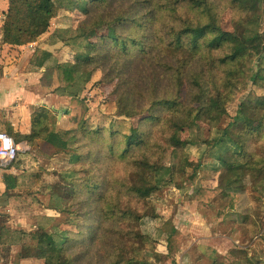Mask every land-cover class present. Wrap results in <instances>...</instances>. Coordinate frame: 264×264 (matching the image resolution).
Segmentation results:
<instances>
[{
	"label": "rangeland",
	"instance_id": "1",
	"mask_svg": "<svg viewBox=\"0 0 264 264\" xmlns=\"http://www.w3.org/2000/svg\"><path fill=\"white\" fill-rule=\"evenodd\" d=\"M137 1L110 0L86 14L77 6H68L67 0H56L60 10L50 29L54 32L52 40L61 49L50 54L38 50L41 54L32 59L44 70L43 81L49 88L58 86L53 91L56 92L60 87L57 65H74L79 57L88 55L95 60L82 68L84 76L78 96H62L56 114L51 115V128L73 131L68 136L71 141L68 150L37 146L33 153L23 154L14 164H25L26 174L13 198L18 214L15 217L4 214L0 219L2 248L6 253L14 249L18 256L27 251L39 254L38 241L32 238L33 231L39 230L54 235L59 242L69 238L65 247L71 264H111L117 260L121 248L129 249L126 235L132 232L131 218L120 216L132 210L148 214L136 229L144 236L143 255L148 264H264V124L259 123L261 115L256 109L249 115L255 119L252 131L238 130L237 122L235 129L243 136L250 133L245 146L254 154L257 170L239 178L233 185L235 190L226 188L235 197L223 193L205 208H200L195 200L200 188L215 190L221 174L224 188L230 185L231 176L219 159L223 152L212 144L225 127L235 122L241 103L254 106L258 97L264 96V89L254 87L250 79L255 70L264 75V59L246 60L238 66L243 75L233 80V87H222L228 115L221 123L212 126L193 113V124L181 132L182 139L189 143L187 148L174 149L168 143L172 134L169 122L153 121L152 114L163 111L156 107L157 103L175 97L188 107L200 108L201 103L196 100L202 98L205 106L214 91L209 76L213 73L218 80L221 72L211 70L199 58L184 72L178 87L175 72L169 69L176 61L165 51L168 29L177 24L169 16L159 20L157 28L162 30L149 41L155 44L160 41L162 45L157 50L152 46L147 56L134 51L122 56L112 43L103 44L99 38L109 34L108 27L119 16L130 13L145 16L147 11L135 7ZM216 2L222 28L227 32L240 28L243 32L245 21L239 20L243 14L234 1ZM260 2L259 23L251 31L264 34V0ZM187 14L186 10L178 16L193 17ZM116 28L123 37L133 34L130 26L117 24ZM147 31L155 33L156 26ZM123 96L130 101L133 117L121 113ZM133 128L145 134L148 144L124 160L122 137L131 135ZM224 155L230 157L227 152ZM184 159L192 166L181 170ZM136 160H149L172 170V173L161 171L156 177L158 189L147 200L130 193L139 172L134 165ZM96 185L100 188L98 192L104 193L102 200L96 198L99 193L90 198L89 187ZM231 203L236 211L221 218L220 212ZM101 208L108 214L102 229L97 216ZM173 226L182 233L181 250L171 257L156 258L155 253H165L167 232ZM34 260L31 264H41V260Z\"/></svg>",
	"mask_w": 264,
	"mask_h": 264
},
{
	"label": "trees",
	"instance_id": "2",
	"mask_svg": "<svg viewBox=\"0 0 264 264\" xmlns=\"http://www.w3.org/2000/svg\"><path fill=\"white\" fill-rule=\"evenodd\" d=\"M67 1L68 6H77L86 14H90L94 6H102L110 0ZM233 1L243 14V17L239 19L240 21H245L242 26L245 29L243 32H241L242 30L240 31L238 26V30L236 29L235 32H227L222 28L217 13L219 4L216 0H138L135 7L142 11H147L145 16L138 17L134 13L122 14L108 27L109 34L99 38L103 44L112 43L111 45L117 47L119 55L128 56L131 51H134L144 57L151 52L152 46L154 49L155 45L157 50L162 45V42L159 44L160 41L156 44L149 41L162 30L160 27L157 28L158 23L165 16H169L177 24L170 26L168 29L167 39L169 43L165 46V51L176 61L175 65L173 63L172 65L174 66L170 65L169 69L175 72L174 79L179 83L178 87H181L184 72L199 58L206 61V66L211 68V70L221 72V80H217L216 75L213 73L209 76L210 85L214 91L205 106L202 105V98L196 100L197 103H201L200 108L188 107L183 100L175 97L163 98L157 103L156 107L163 111L152 114L153 121L155 123H160L161 121L169 122L172 134L168 138V143L174 149L184 150L187 148L189 143L182 139L181 132L193 124V113H197L198 119L207 121L212 126L220 124L221 120L228 115L227 100L223 89L228 85L233 87V80L239 79L243 75V70L238 68V66L253 57H257L258 61L264 59V34L251 31L259 23L260 0ZM59 10L60 7L56 0H10L9 10L3 26L4 42L18 47L36 42L49 31L52 20L56 18ZM186 10L188 11L187 15L191 14L193 17L180 18L178 14H184ZM117 24L119 26H130L133 29L132 36H121L117 32ZM155 26V33L147 31ZM93 48H97V46ZM216 54L218 55L215 56ZM94 60V56L88 55L79 57L77 64L74 65H57L56 70L60 82L59 93L64 96L77 97L84 76L82 68L92 65ZM250 79L254 87L264 89V75H261L260 70H255ZM218 81L225 85H220ZM196 83L198 84L197 81ZM129 105L130 101L123 96L120 103L121 113L125 116L133 117L135 112L130 110ZM253 109H256L261 115L259 123L264 124V96H262L258 97L254 106L241 103L235 122L225 127L222 130V135L213 142L212 147H220V153L223 152L222 154L224 155L227 152L230 156L221 155L219 159L227 175L231 176V180L229 181L230 185L224 188L222 174L220 173V182L215 190L200 188L195 195V200L198 201L200 208L207 207L223 193L235 197V194L231 191L226 192V188L235 190L233 185L239 182V178L244 176V174H248V172L252 173L257 170L258 164L255 162V156L245 146L250 138V133L244 136L236 133L238 124L240 125L238 130L243 128L247 131H252L255 119L249 115H251ZM52 119L53 116L48 113L36 114L33 119V133L28 139L30 141L40 138L62 151H67L71 142L68 136L73 131L60 132L51 128ZM236 122L238 123L237 125L235 124ZM111 136L114 137L115 134ZM122 139L121 158L124 160H127L128 155H134L138 149L140 150V148L148 144V138L145 134L135 128L132 129L131 135H125ZM228 159H230V162ZM134 165L139 172L135 174L137 178L132 181L130 193L142 200L149 199L158 189L159 184L156 182V177L161 175V171L165 170V173H172L171 168L164 169L160 164H152L149 160H136ZM191 166L190 161L184 159L181 164V170ZM9 179L10 177L7 176V185L9 184ZM89 188L90 198H93V194L99 193L96 198L97 200H102L104 193L98 192L99 186L96 185ZM235 211V205L231 203L224 211L220 212L219 216L224 218ZM98 215L100 217L98 226L102 229L108 214L104 208H101L97 212ZM147 215V213L141 214L138 211L130 210L120 216L121 219L129 220L131 218L130 227L132 232L126 235V237L128 236V241H130L129 249L121 248L117 260L111 264H148L143 255L144 236L139 229L136 230L137 226L140 225L143 218ZM38 231H33L32 238L38 241L39 254H32L27 251L28 253L22 254V257L37 258L41 260V264L72 263L65 247L69 241L68 237L65 238L64 242H59L54 235ZM24 233L22 232V235ZM167 234L166 253H155L156 258L174 256L182 248V233L177 228L171 227ZM98 239L99 237L96 240L99 241Z\"/></svg>",
	"mask_w": 264,
	"mask_h": 264
},
{
	"label": "crops",
	"instance_id": "3",
	"mask_svg": "<svg viewBox=\"0 0 264 264\" xmlns=\"http://www.w3.org/2000/svg\"><path fill=\"white\" fill-rule=\"evenodd\" d=\"M0 10L7 13L9 2L4 0L0 4ZM49 30L51 32L48 31L36 42L18 47L4 42V31L0 28V131L14 138L20 150L19 159L23 154H28L30 151L33 153L37 146L43 148L51 146L40 138L30 141L28 138L33 133L34 116L43 112L55 115L58 100L64 96L58 90L53 92L58 86L49 88L46 85L42 75L44 70L32 61L37 54H41L38 50L50 54L61 49L56 41L52 40L54 32L52 29ZM24 165L19 163L6 167L0 161V219L4 214L12 217L18 214L13 198L19 193L21 182L25 177ZM7 176L10 177L8 185ZM6 225L9 228L8 223ZM3 244L4 242L0 241V264H31L35 261L34 258L18 256V252L14 249L8 253L4 252Z\"/></svg>",
	"mask_w": 264,
	"mask_h": 264
},
{
	"label": "built area",
	"instance_id": "4",
	"mask_svg": "<svg viewBox=\"0 0 264 264\" xmlns=\"http://www.w3.org/2000/svg\"><path fill=\"white\" fill-rule=\"evenodd\" d=\"M4 0H0V4ZM9 2L10 0H5ZM6 14L0 10V28L2 29L6 20ZM19 146L14 138L8 133L0 131V161L6 166H13L19 159Z\"/></svg>",
	"mask_w": 264,
	"mask_h": 264
}]
</instances>
